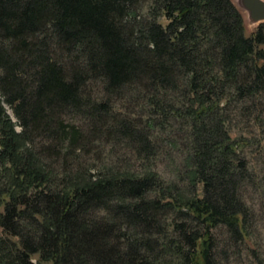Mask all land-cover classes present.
Returning <instances> with one entry per match:
<instances>
[{
	"label": "trees",
	"instance_id": "1",
	"mask_svg": "<svg viewBox=\"0 0 264 264\" xmlns=\"http://www.w3.org/2000/svg\"><path fill=\"white\" fill-rule=\"evenodd\" d=\"M245 115L254 130L233 135ZM180 122L190 196L151 165ZM117 145L146 170L81 174ZM251 152L264 22L247 35L232 0H0V264H228L230 244L260 258Z\"/></svg>",
	"mask_w": 264,
	"mask_h": 264
},
{
	"label": "rangeland",
	"instance_id": "2",
	"mask_svg": "<svg viewBox=\"0 0 264 264\" xmlns=\"http://www.w3.org/2000/svg\"><path fill=\"white\" fill-rule=\"evenodd\" d=\"M233 2L237 5V7L239 6L238 0H233ZM240 12L242 13L245 21L246 34L249 35L257 29L258 24H250L247 20V15L242 11ZM8 111L9 114L13 117L14 121H16L12 111ZM248 121H250L248 120V117L244 118V120L240 119V117H237L235 119V122H233V125H231L233 135H240L243 133L250 134L248 131H253L254 125H248ZM250 123L253 124V122L251 121ZM16 128L19 131L21 130V127L19 125H17ZM183 130L184 132H186L188 130V126L183 125L180 122L177 125H167L163 133L160 132L155 134V139H157L159 143L163 145V147L161 150H158L159 155L157 156V158L151 161V165L166 181L176 182L177 184H179L181 192L185 195L190 196L192 187L186 176L188 172L186 171V163L184 160L186 158V153L182 147L174 149L175 142L173 144H170V140L177 138ZM96 150L97 151L93 152V155H91L92 157L90 158V160H88L87 164H84L83 159L81 161H78L79 168L87 169L84 170L83 173H81L82 175H87L88 177H98V171L102 170L101 168H98L96 166L93 167V165L99 164V159L104 160V164L110 167L114 166L115 169L119 172L128 171L138 174L146 170V167H144L141 161L138 159L136 152L130 150V148H127L126 146H108L106 150H102V148L98 147ZM102 154H104V156H101ZM263 155V152H258L257 154L251 152L250 157L251 160L256 163V166H258V162L264 160V158L262 157ZM94 157H96L97 160H95ZM72 161L75 162L74 160ZM90 163L92 166H90L89 168L85 167ZM248 196L249 201H251L250 203L255 207L256 216L254 219V227L258 231L256 236L254 237V241L252 240L253 242L251 241L250 243L253 247L258 249L260 258L252 255L246 248L240 253L239 249L234 248L231 244L225 247V244H227L228 242L226 239L227 235L225 229L218 230L217 236L219 235L221 241H223L222 239H224V242L221 245L222 247H225L229 253V258H227V262H225L228 264H262L261 260H264V187L258 188L257 190L250 189Z\"/></svg>",
	"mask_w": 264,
	"mask_h": 264
},
{
	"label": "water",
	"instance_id": "3",
	"mask_svg": "<svg viewBox=\"0 0 264 264\" xmlns=\"http://www.w3.org/2000/svg\"><path fill=\"white\" fill-rule=\"evenodd\" d=\"M238 5V9L247 15L250 24L264 22V0H238Z\"/></svg>",
	"mask_w": 264,
	"mask_h": 264
}]
</instances>
